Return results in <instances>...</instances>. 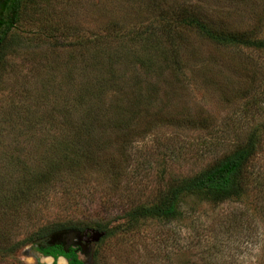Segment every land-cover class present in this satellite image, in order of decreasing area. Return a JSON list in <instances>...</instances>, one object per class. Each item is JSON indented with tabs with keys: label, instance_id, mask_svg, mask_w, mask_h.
Here are the masks:
<instances>
[{
	"label": "rangeland",
	"instance_id": "rangeland-1",
	"mask_svg": "<svg viewBox=\"0 0 264 264\" xmlns=\"http://www.w3.org/2000/svg\"><path fill=\"white\" fill-rule=\"evenodd\" d=\"M21 3L0 43V264H52L37 240L98 225L82 264H264V50L214 45L178 21L195 11L264 39V0ZM250 137L238 198L130 220ZM14 157L40 164L19 178Z\"/></svg>",
	"mask_w": 264,
	"mask_h": 264
},
{
	"label": "trees",
	"instance_id": "trees-1",
	"mask_svg": "<svg viewBox=\"0 0 264 264\" xmlns=\"http://www.w3.org/2000/svg\"><path fill=\"white\" fill-rule=\"evenodd\" d=\"M21 2L22 0H0V43H2L5 39L6 33L17 21L19 14L18 10L22 4ZM178 21L179 25L183 29L194 31L214 45H236L257 50H264V39L258 37V31L255 33L245 30L234 32L221 29L196 14L195 11L188 12L184 15L181 14V18ZM84 90L86 91V94L92 93L91 91L88 92L89 89L84 88ZM65 115L71 117L73 114L67 111ZM62 132L65 136L64 138H68L70 134H73L64 130H62ZM256 150L257 142L253 139V137H250L244 145L238 147L223 158L215 161L202 172L191 178L180 181L169 192L162 196L158 204L150 207L142 206L133 210L129 214L130 220L133 221L135 219L149 218L164 220L176 219L181 216V212L179 211L180 206L184 203V201L192 198L200 202L204 201L216 203L223 202L231 198H238L243 189L241 180L244 167L247 165L250 158L255 154ZM37 160L38 158L33 161L31 159V166H29L25 159L19 161L14 157L13 159H8V164L15 162L16 165L14 163L13 167L17 168L18 175H21L19 178H22L23 175L29 176V174H32V171L36 169L38 164H40ZM40 173H42V171L37 172L33 177L34 180L31 182L32 186L28 183V180L25 179L28 187L31 186V190L34 192L38 190V186L40 184L44 183L41 179H45V177H40ZM21 193L24 196L25 192L22 191ZM23 196L21 197V201L26 199V196ZM7 198L8 197L3 195L0 196L1 206L6 204ZM98 226L96 227L97 230L105 231V226H100L99 228ZM85 228L87 227H84L82 230ZM71 229L77 230L75 228ZM79 230L82 231L81 229H78L77 231ZM48 232L50 231H46L39 236H44ZM58 248L43 251V253L45 255L52 256L54 259L58 256H64L70 259L69 264H82L73 251L66 254L60 247Z\"/></svg>",
	"mask_w": 264,
	"mask_h": 264
},
{
	"label": "water",
	"instance_id": "water-1",
	"mask_svg": "<svg viewBox=\"0 0 264 264\" xmlns=\"http://www.w3.org/2000/svg\"><path fill=\"white\" fill-rule=\"evenodd\" d=\"M104 233L99 232L97 230H89L80 232L73 229L63 230L56 232L54 234L48 235L46 237H43L35 242V245H53V244H60L63 246L64 251L67 250L68 247L73 246L75 241L81 242L84 240V244L82 245V252L85 251V245L89 246L93 243H96L99 241L101 237H103ZM50 258V260H53V258ZM63 261L64 258H59Z\"/></svg>",
	"mask_w": 264,
	"mask_h": 264
},
{
	"label": "flooded vegetation",
	"instance_id": "flooded-vegetation-1",
	"mask_svg": "<svg viewBox=\"0 0 264 264\" xmlns=\"http://www.w3.org/2000/svg\"><path fill=\"white\" fill-rule=\"evenodd\" d=\"M75 244L78 245V247L70 246V247L67 248L66 251H64L63 246H61L60 244H59V245H58V244H53V245L40 246V247H38V249H36V250H39L40 252L43 253V251L54 250L55 248L60 247V248L66 253V254H69L70 251H73V252L77 255V257H78L79 252L82 251V245L84 244V240H82L81 242H76V241H75ZM58 249H59V248H58ZM39 257L42 258V259H44V257H47V258H48V257H51V258H53L52 256L45 255L44 253H43V256H42V257H41V256H39ZM59 258H64L65 260H67V262H68V264H69V260H70V259H68V258H66V257H64V256H58L56 259L53 258V260H52V264H53V263L56 264L57 261L61 260V259H59ZM49 259H50V258H49ZM78 259H79V257H78ZM59 263H60V262H59ZM60 264H64V261H62Z\"/></svg>",
	"mask_w": 264,
	"mask_h": 264
},
{
	"label": "clouds",
	"instance_id": "clouds-1",
	"mask_svg": "<svg viewBox=\"0 0 264 264\" xmlns=\"http://www.w3.org/2000/svg\"><path fill=\"white\" fill-rule=\"evenodd\" d=\"M34 251L36 252L37 256H41V257L43 256V253L40 252L39 250H34ZM26 259L28 261V264H33V257L32 256H29ZM44 259H49V258L44 257ZM64 264H68L67 260H64Z\"/></svg>",
	"mask_w": 264,
	"mask_h": 264
},
{
	"label": "bare ground",
	"instance_id": "bare-ground-1",
	"mask_svg": "<svg viewBox=\"0 0 264 264\" xmlns=\"http://www.w3.org/2000/svg\"><path fill=\"white\" fill-rule=\"evenodd\" d=\"M61 261H63V260L61 259Z\"/></svg>",
	"mask_w": 264,
	"mask_h": 264
}]
</instances>
